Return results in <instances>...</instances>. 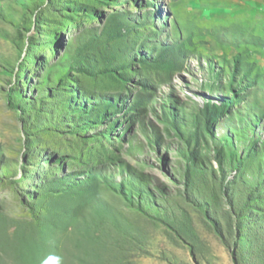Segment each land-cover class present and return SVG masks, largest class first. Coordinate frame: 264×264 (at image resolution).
Masks as SVG:
<instances>
[{"label": "rangeland", "instance_id": "obj_1", "mask_svg": "<svg viewBox=\"0 0 264 264\" xmlns=\"http://www.w3.org/2000/svg\"><path fill=\"white\" fill-rule=\"evenodd\" d=\"M0 264H264V0H0Z\"/></svg>", "mask_w": 264, "mask_h": 264}, {"label": "trees", "instance_id": "obj_2", "mask_svg": "<svg viewBox=\"0 0 264 264\" xmlns=\"http://www.w3.org/2000/svg\"><path fill=\"white\" fill-rule=\"evenodd\" d=\"M8 101H9V105H11L12 104V96H9L8 97ZM207 109L208 110H210L212 113H213V115L216 113V112H219L221 109H219V108H217V107H215V106H212V105H208L207 106ZM216 115H217V113H216ZM216 115H214V116H216ZM216 118V117H215Z\"/></svg>", "mask_w": 264, "mask_h": 264}]
</instances>
